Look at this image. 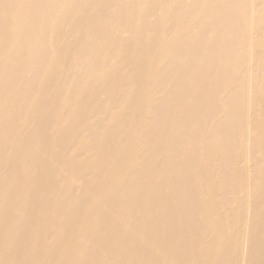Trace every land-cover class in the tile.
<instances>
[{
    "label": "bare ground",
    "instance_id": "1",
    "mask_svg": "<svg viewBox=\"0 0 264 264\" xmlns=\"http://www.w3.org/2000/svg\"><path fill=\"white\" fill-rule=\"evenodd\" d=\"M0 264H264V0H0Z\"/></svg>",
    "mask_w": 264,
    "mask_h": 264
}]
</instances>
